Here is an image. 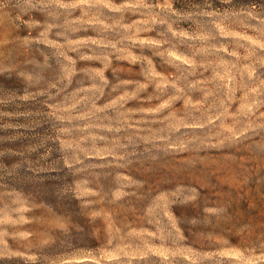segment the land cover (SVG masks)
I'll list each match as a JSON object with an SVG mask.
<instances>
[{
	"label": "rangeland",
	"instance_id": "374dc122",
	"mask_svg": "<svg viewBox=\"0 0 264 264\" xmlns=\"http://www.w3.org/2000/svg\"><path fill=\"white\" fill-rule=\"evenodd\" d=\"M0 264H264V0H0Z\"/></svg>",
	"mask_w": 264,
	"mask_h": 264
},
{
	"label": "trees",
	"instance_id": "16d2710c",
	"mask_svg": "<svg viewBox=\"0 0 264 264\" xmlns=\"http://www.w3.org/2000/svg\"><path fill=\"white\" fill-rule=\"evenodd\" d=\"M175 4H176V2H175ZM70 207H75V208H77L78 207V203H77V201L76 200H72L71 202L70 201H68L67 202V208H70ZM79 219H81V217L79 218ZM78 217L76 218V219H72V221L73 222H78Z\"/></svg>",
	"mask_w": 264,
	"mask_h": 264
}]
</instances>
